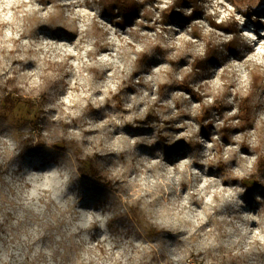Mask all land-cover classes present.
Here are the masks:
<instances>
[{
  "label": "clouds",
  "instance_id": "1",
  "mask_svg": "<svg viewBox=\"0 0 264 264\" xmlns=\"http://www.w3.org/2000/svg\"><path fill=\"white\" fill-rule=\"evenodd\" d=\"M0 264H264V0H0Z\"/></svg>",
  "mask_w": 264,
  "mask_h": 264
},
{
  "label": "trees",
  "instance_id": "2",
  "mask_svg": "<svg viewBox=\"0 0 264 264\" xmlns=\"http://www.w3.org/2000/svg\"><path fill=\"white\" fill-rule=\"evenodd\" d=\"M171 151V150H170Z\"/></svg>",
  "mask_w": 264,
  "mask_h": 264
}]
</instances>
